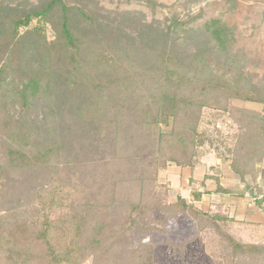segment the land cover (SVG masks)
<instances>
[{
    "label": "rangeland",
    "instance_id": "rangeland-1",
    "mask_svg": "<svg viewBox=\"0 0 264 264\" xmlns=\"http://www.w3.org/2000/svg\"><path fill=\"white\" fill-rule=\"evenodd\" d=\"M49 1L0 0V39L3 20L14 14L40 10ZM154 1L155 6L149 0H64L71 9L70 18L78 35L77 47L70 56L60 46H52L56 28L61 24L60 10L44 24L40 35L30 30L34 24L21 30L24 36L18 48L19 56L7 70L1 92L0 121L16 122L15 132L25 136L24 144L16 136L13 146H26L34 155L40 148L56 152L51 159L53 167H44L40 162L41 167L31 171L33 176L5 169L8 198L1 202V208L10 217L16 207L34 208L37 195L50 185V179L60 187L85 184L95 194L107 198L111 213L117 218L125 213L129 198L145 200L146 209L134 214L136 220L131 233L118 235L116 231L97 253L100 257L121 260L130 251L144 248L145 256L151 254L161 264H235L226 240L218 241L206 222L187 213L171 212L164 206L176 202L178 196L191 202V190L202 192L204 176L210 167L219 166L225 178L236 185L231 189L233 195L221 199L219 194H206L196 205L212 211H218L221 205V212L236 214L237 219L244 220L238 215L240 206L248 205L251 197L243 192L245 183L232 174V159L220 144L233 141L230 136L240 130L230 112L244 108L253 116H264V105L225 101L215 94L201 99L206 107L202 110L200 129L186 142L189 152L199 154L193 174L197 182L191 185L188 171L161 165L162 159L172 156L170 145H162L157 160L148 153L157 144V131L148 126L141 112L155 93L154 84L161 66L155 57L161 55L171 58L169 68L182 75L196 76V82L210 74L215 80L222 77L231 80L233 75H239L247 89L264 95V0ZM215 19L233 31L231 60L219 52L205 31V25ZM175 21L182 25L169 30ZM165 33L168 37L161 45L152 44L153 39ZM5 48L0 50V67L9 51L5 52ZM125 73L132 92L136 93L129 97L120 93L117 83ZM93 80H98L103 88H89ZM37 84L40 87L35 93L32 88ZM13 89L18 92L25 89L24 99L11 96ZM225 107L227 111L221 109ZM6 112L10 119L5 117ZM139 116L137 124L131 126ZM183 120L182 126L190 122L189 117ZM176 122L180 124L181 120ZM127 125L130 132L124 129ZM165 126L160 125L167 130ZM252 127H257L258 133L262 128L255 123ZM216 138L219 145L210 146L208 142ZM203 140L206 141L200 145ZM250 142L252 145L246 151L243 149L236 162L246 167L250 174L246 179L256 185L259 177L255 173L264 169V140L255 136ZM118 143L123 152L118 150ZM113 152L121 154L112 157ZM43 171L45 181L38 176ZM214 188L215 184L208 181L207 189ZM12 194L15 196L11 197ZM249 205L250 214L257 210L253 201ZM228 234H235L245 242L264 243V226L237 224ZM97 255L93 254L88 264H93ZM103 259L100 264H108Z\"/></svg>",
    "mask_w": 264,
    "mask_h": 264
},
{
    "label": "trees",
    "instance_id": "trees-1",
    "mask_svg": "<svg viewBox=\"0 0 264 264\" xmlns=\"http://www.w3.org/2000/svg\"><path fill=\"white\" fill-rule=\"evenodd\" d=\"M149 3L153 6L157 5L154 0H149ZM57 9L62 13L61 24L56 28L52 46H60L70 56L72 50L77 47L78 35L70 18L71 9L65 4L64 0H50L40 10L30 11L26 14H14L11 18L3 20L0 50L6 46L5 52L8 49L9 51L6 53L5 61L0 67V106L3 103L1 92L5 75L19 56L18 48L24 36V34H21V30L28 29L34 24L30 30L40 35L44 29V24L49 22ZM83 17L88 18L85 15ZM179 25H182V23L175 21L169 30ZM205 31L209 35V39L217 44L219 52L229 59V52L234 42L233 31L218 19L207 23ZM167 37L168 34L158 35L156 40H152V44L161 45ZM141 49L143 48L139 50ZM70 58L73 59V56ZM155 58H157V63L161 65L154 84L156 90L147 99L149 101L145 104L147 107L143 106L141 112L148 126L157 131V144L152 145L148 153H152L154 159L157 160L156 155L162 149V145H170L172 156L162 159L161 165L163 168L175 167L176 169L188 171L190 173L189 184L191 185L197 182L193 174L199 164L197 159L199 154L196 156L194 151L189 152L186 142L191 135H196V132L200 129L202 110L206 107L201 99L208 97L210 94H215L225 101L264 105V95L247 89L243 85L242 77L239 75H233L231 80L224 77L215 80L213 79L215 76L210 74L203 77L201 82H196V76L182 75L177 70L169 68L172 62L171 58L165 55ZM148 59L150 60V58ZM144 60L140 61L144 63ZM125 77H127L126 73L122 79H119L118 82L113 81V83H120V93L129 97L136 93L132 92V84ZM105 83L107 82L103 84ZM89 85V88L94 90L103 88L98 80H93ZM39 87L37 84L32 90L36 93ZM10 94L16 98L22 97V99L26 96L25 89L21 92L13 89ZM11 96L9 95V97ZM145 96L146 94L141 98H145ZM21 102L24 103L22 100ZM221 109L227 111L226 107ZM5 115L9 118L8 112ZM229 115L234 122L239 124L240 130L230 136L233 141L228 142L226 140L220 145L226 149L229 159H232L231 166L229 165L232 174L245 183L242 186L243 192L249 193L251 197L249 200L253 201L257 208L264 212V169L260 168L255 173L256 178H259L254 186L246 179L247 175H250L247 174L249 172L246 167H241L236 162L238 160L236 158L243 149L246 151L252 145L250 140L254 141L255 136L259 140H264V116H253L244 108H235L234 113L230 112ZM140 116L136 117L132 124L130 123L131 126L137 124L136 121L140 119ZM187 117H189L190 122H188V125L182 126L183 119ZM177 119L181 120L180 124H177ZM253 123L262 127L259 133L255 130L257 127H252ZM15 124L14 121L5 123L2 120L0 121V264H88L90 257L93 254L97 255L106 244L105 241L114 236L116 231L118 235L120 233H131L130 231H132L136 220L134 214L142 208L143 210L146 209V206H143L145 200L135 197L129 198L125 213L123 211V216L117 218L111 213L112 206H109L107 198L97 192L95 194L91 188L85 187V184H76V186L64 184L60 187L55 184L54 180L50 179V185L37 195L34 208L30 206L16 207L13 210L12 217L5 214L1 208V202L8 198V192L5 188V169L19 170L23 174L29 173L30 176H33L31 171L41 167V163H44V167H53L54 164L51 163V159L56 152L51 149L40 148L37 155H34L27 150L26 146L22 148L13 146L12 140L17 139L16 136L21 137V144L27 141L22 132L19 134L15 132L17 130ZM160 125H166L167 130L161 129ZM248 126L251 128L250 130H248ZM127 127L128 125L124 129L130 132ZM217 138L216 141L208 142L210 146L213 144L219 145ZM204 141L206 140L201 141L200 145ZM118 150L123 152L121 143H118ZM120 154L113 152L111 156L119 157ZM172 163L175 165L173 166ZM155 169L157 170V168ZM45 174L46 172L43 171L42 175L38 174V176L45 181ZM223 179H225V175L221 167H210L202 181V186L205 189L202 192L198 189H192L190 192L191 202L178 196L176 202L167 204L164 207L171 212L187 213L201 222H206L218 241L222 238L226 240V246L231 250L229 256L236 260L235 264H242L243 260L247 264H254L255 261L264 264V243L245 242L235 234H233L234 236L228 234L237 224L248 225L245 221H240L235 217L236 215L231 216L221 212V205H218V211L196 205L197 202H202L206 194L216 193L220 195L221 199L232 194L233 190L222 186ZM208 181L215 184L214 190L207 189ZM12 196L15 195L12 194ZM148 208L149 206H147ZM22 218H24V221H20ZM257 226L259 227V225H252V227ZM143 249L130 251L121 260L97 255L93 260V264H100L102 258H104L102 261H107L108 264H161L155 258L153 259L151 254L145 256L147 253ZM141 250L144 252L140 253Z\"/></svg>",
    "mask_w": 264,
    "mask_h": 264
},
{
    "label": "crops",
    "instance_id": "crops-1",
    "mask_svg": "<svg viewBox=\"0 0 264 264\" xmlns=\"http://www.w3.org/2000/svg\"><path fill=\"white\" fill-rule=\"evenodd\" d=\"M225 184H230L229 186H226ZM222 186L224 187V188H228V189H233L234 187L233 186H236L234 183H232L231 182V179H229V178H225V179H223L222 180ZM220 196V195H219ZM227 196H232L231 194L230 195H227ZM227 196H225V198L227 197ZM239 200H247V199H242V198H240ZM250 201V200H249ZM249 201H248V205H249ZM236 206H237V204H235ZM241 205V204H240ZM248 205H246V204H244V208L243 207H241L240 206V210H241V212H243V213H241V212H237L238 213V215L239 214H241L242 215V217L244 218V220L243 221H245L248 225H259V226H264V212L263 211H261V210H259L258 208H257V206L255 205V208L257 209L255 212H252L251 214L249 213V211L247 210V207H248ZM239 206V205H238ZM249 207H251V204L249 205ZM236 208V207H235ZM242 208H243V211H242ZM237 211V210H236ZM239 211V210H238ZM236 215V214H235ZM263 215V217L261 218V216ZM234 216V215H233ZM252 218V220H249V219H251Z\"/></svg>",
    "mask_w": 264,
    "mask_h": 264
}]
</instances>
